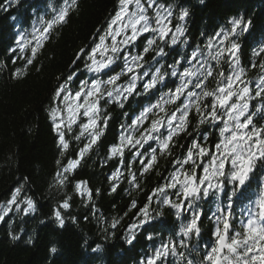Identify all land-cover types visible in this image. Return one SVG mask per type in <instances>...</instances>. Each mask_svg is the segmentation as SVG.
<instances>
[{
  "label": "snow or ice",
  "instance_id": "1",
  "mask_svg": "<svg viewBox=\"0 0 264 264\" xmlns=\"http://www.w3.org/2000/svg\"><path fill=\"white\" fill-rule=\"evenodd\" d=\"M76 7L77 0H63L62 6L53 8L50 18L39 19L40 27L34 29L31 39L21 36L16 41L27 65L33 63L53 28L66 23L70 11ZM188 16L187 9H181L177 14L171 5L159 4L157 0H117L114 15L103 33L96 30L98 42L93 41L90 51L82 48L73 61L75 64L84 59L92 78L73 88L71 82L75 72H72L54 90L48 118L56 133L61 157L70 147L66 135L74 129L79 131L73 138L83 142L75 158H69L66 164L57 160L55 185L64 187L69 176L104 137L111 120L105 105L116 104L124 108L131 97H149L146 105L136 101L139 113L130 124L121 125L118 141L107 146V160H118L121 165L107 177L110 192H116L124 177L122 167L128 170L131 190H140L141 179L156 169L160 158L172 156L177 137H192V131H189L192 128L200 139L193 137L187 145H180L185 151L171 160L172 170L164 178L165 183L153 188L147 202L138 209V221L129 227L126 242L131 245L135 240V229L154 218L150 210L154 199L172 210L178 220L182 217L187 220L186 223L182 221L177 233L181 239L178 242L174 239L162 241L140 264H165L169 256L178 257L180 264L185 261L195 264L180 249L199 252V248H190L192 237L199 241L202 236L204 213L197 210V204L210 196L217 199L223 196L227 205L218 204L210 217L214 227L209 240L204 242L199 264H264V179L258 185L255 197L248 195L253 175L258 167L264 166V44L252 51V57L260 59H253L246 67L241 60L239 38L249 33L252 21L243 16L232 17L190 56L174 60L167 68L162 64L146 68L147 54L154 52L153 60L159 64L157 57L163 58L167 54L166 46L188 43L183 39ZM173 19L177 21L175 25ZM145 34L148 38L138 46V39ZM29 46L31 55L24 57ZM133 48L138 50L133 52ZM117 61H122L120 71L111 74ZM224 65H227V71ZM251 70H258L255 81L248 78ZM13 75L19 77L23 71L17 70ZM169 76L176 78L178 83L174 81L169 87ZM122 78L126 79L120 83ZM212 81L215 86L210 88L208 84ZM158 85L169 87V91L162 92L153 103L154 90L161 91ZM168 105L175 107L169 111ZM209 128L218 132L217 139L212 142L209 141ZM153 141L155 147L150 143ZM145 145L148 146L145 149L147 156L140 151ZM126 152L132 157L127 163ZM133 161L140 164L139 177L132 170ZM156 174L159 176V171ZM20 192V188L14 189L7 203L27 215L35 210V204L25 198L26 207L20 209ZM74 192L84 198L86 206L92 201L93 194L87 181H76ZM71 199V196L64 198L54 211L60 227L64 226L65 220L59 209L67 211ZM241 200H247L248 205L242 210L237 229L233 224L232 208ZM136 208L137 201L132 199L129 210ZM8 211L10 208L0 214V221ZM162 214L158 212L157 216ZM118 223L119 220L114 219L111 227L115 228ZM12 239L18 237L13 235ZM147 239L151 240L152 236ZM51 251L55 252V247Z\"/></svg>",
  "mask_w": 264,
  "mask_h": 264
},
{
  "label": "trees",
  "instance_id": "2",
  "mask_svg": "<svg viewBox=\"0 0 264 264\" xmlns=\"http://www.w3.org/2000/svg\"><path fill=\"white\" fill-rule=\"evenodd\" d=\"M157 2L165 6L171 5L177 14L181 9L188 10L183 37L188 43L166 46L167 54L163 58L157 57L159 64L153 60L154 52L147 54L146 68L149 65L158 67L160 64L167 68L174 60L190 56L198 45L203 47L208 38L225 26L230 18L240 16L252 21L249 33L239 38L241 60L247 67L253 59H260L252 57V51L264 44V0ZM62 4L63 0H0V214L10 208L0 221V264H140L162 241L174 239L178 242L181 239L177 233L182 221L186 223L187 220L183 217L178 220L172 210L158 204L154 199L150 209L154 218L143 227L135 229V240L131 245L126 242L129 227L138 221V209L147 202L153 188L165 183L164 178L172 170L171 160L185 151L180 145H187L193 137L198 140L200 137L192 128L189 129L192 137H177L172 156L167 159L160 158L156 169L141 179L140 190H131L127 181L128 170L122 167L124 177L121 178L116 192H110L107 177L121 165L118 160H107V146L118 141L121 125L130 124L134 115L139 113L140 108L136 101L146 105L149 97H131L129 102H125L124 108L116 104L105 105L111 120L104 137L69 176L66 185L62 188L56 186L57 160L66 164L69 158H75L83 142L73 138L79 131L78 128L74 129L73 133L66 135L70 147L61 157L57 136L48 118L52 96L56 86L63 83L69 73L75 72V78L71 82L73 88L81 81L92 78L85 68L84 59L75 64L73 61L82 48L90 51L93 41L98 42L96 30L100 29L101 34L103 33L107 22L114 15L117 0H77V7L70 11L66 23L53 28L33 63L27 65L26 59L21 58L16 41L21 36L31 39L34 29L40 27L39 19L50 18L53 8ZM176 22L173 19V25ZM146 38L148 34L140 37L137 45L142 46ZM137 50L138 48L132 49L133 52ZM30 55L29 46L23 56ZM121 66L122 61H117L111 74L119 72ZM223 67L227 71V65ZM17 70H22L23 75L15 77L13 73ZM258 75V70H251L248 78L255 81ZM103 78L106 79L107 76ZM125 79L122 78L120 83ZM174 81L178 83L174 77L167 78L169 87ZM208 86L214 87V81ZM157 87L161 91L154 90L155 95L151 97L153 103L162 92L169 91V87L164 85ZM254 103L258 104L259 101ZM167 107L171 111L175 106ZM208 135L212 142L217 139L218 132L209 128ZM150 143L155 147L154 141ZM147 148L145 145L140 151L145 152ZM129 160H132L131 154L126 152L125 163ZM139 168V162L133 161L132 170L138 177ZM262 179L264 166L258 167L253 175L249 196L255 197ZM79 180L87 181L92 190V201L87 206L84 198L74 192V184ZM16 188L21 189L18 197L20 209L26 207L23 201L28 198L35 204L34 211L25 215L15 205H8L7 202ZM67 196L72 197L71 207L67 211L59 209L65 220L64 226L60 227L55 220L54 211ZM172 198L175 199L174 196ZM132 199L137 201V208L129 210ZM218 204L226 206V198L210 196L197 204V210L204 213L201 217L202 236L199 241L192 237L190 248H199V252L180 249L195 264H199L204 242L210 238L214 227L210 217L216 212ZM247 205V200H241L232 208L233 224L237 229L240 227L242 210ZM158 212L163 214L157 216ZM114 219L119 220V223L112 228ZM13 235L18 239H12ZM149 235L152 236L151 240L147 239ZM53 247L55 252L51 251ZM165 264H180V261L178 257L169 256Z\"/></svg>",
  "mask_w": 264,
  "mask_h": 264
}]
</instances>
